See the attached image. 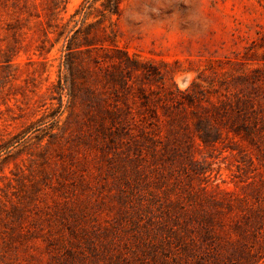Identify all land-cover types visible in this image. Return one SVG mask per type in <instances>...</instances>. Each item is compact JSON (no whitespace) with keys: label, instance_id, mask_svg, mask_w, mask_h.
<instances>
[{"label":"rangeland","instance_id":"obj_1","mask_svg":"<svg viewBox=\"0 0 264 264\" xmlns=\"http://www.w3.org/2000/svg\"><path fill=\"white\" fill-rule=\"evenodd\" d=\"M0 264H264V0H0Z\"/></svg>","mask_w":264,"mask_h":264}]
</instances>
